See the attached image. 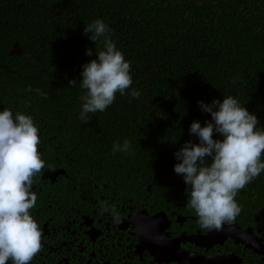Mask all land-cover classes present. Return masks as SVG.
Listing matches in <instances>:
<instances>
[{
	"label": "trees",
	"instance_id": "obj_1",
	"mask_svg": "<svg viewBox=\"0 0 264 264\" xmlns=\"http://www.w3.org/2000/svg\"><path fill=\"white\" fill-rule=\"evenodd\" d=\"M97 19L108 25V36L130 63L133 84L104 112L89 114L107 129V139L82 141L83 133H75L81 148L88 143L102 157L103 143L127 140L131 170L148 160L151 169L172 163L169 178L188 187L174 172L179 161L170 157L186 142L199 143L189 131L194 121L203 127L211 120L198 102L237 98L257 116V130H264V0H0V105L10 103L13 115H30L41 128L52 109L78 112L83 66L98 59L96 48L104 50V37L96 45L84 33ZM15 45L21 55L12 54ZM62 114L57 111L50 133L72 131L78 119H58ZM252 187H264V173L238 193L254 208Z\"/></svg>",
	"mask_w": 264,
	"mask_h": 264
},
{
	"label": "flooded vegetation",
	"instance_id": "obj_2",
	"mask_svg": "<svg viewBox=\"0 0 264 264\" xmlns=\"http://www.w3.org/2000/svg\"><path fill=\"white\" fill-rule=\"evenodd\" d=\"M9 104L0 105V111ZM69 108L49 111L42 128L35 123L45 168L32 189L38 197L32 214L43 231V250L32 264H264V187H252L254 208L237 195L241 213L234 224L221 231L202 229L187 207V187L169 178L172 163L151 169L148 160L134 171L130 154L113 152L110 143H103L102 157L95 156L93 146L81 148L74 134L82 132V141H103L107 129L100 128V120L82 123L80 110ZM57 111L63 113L58 119H78L64 136L49 132ZM104 202L116 207L118 225L110 213L101 214ZM161 236L164 241L155 242Z\"/></svg>",
	"mask_w": 264,
	"mask_h": 264
},
{
	"label": "clouds",
	"instance_id": "obj_3",
	"mask_svg": "<svg viewBox=\"0 0 264 264\" xmlns=\"http://www.w3.org/2000/svg\"><path fill=\"white\" fill-rule=\"evenodd\" d=\"M84 33L90 34L96 45L104 37V50L96 48L98 59L83 66L79 83L85 94L80 97L83 103L78 118L88 123L89 114L104 112L117 93L126 94L133 80L130 63L108 36L109 27L103 20L84 27ZM86 55L92 56V49ZM70 83L72 87L77 84L75 80ZM27 90L32 91L30 86ZM130 94L140 96L136 89ZM198 103L211 120L203 127L200 122L191 124L189 131L199 143L186 142L175 153L180 162L174 172L183 176L188 186L187 207L196 213L200 228L221 231L225 224H234L241 213L238 193L264 173V130H257V116L237 98L228 96L210 105ZM214 134L223 139H214ZM40 143L39 129L30 115L21 111L13 115L9 108L0 111V264H32L43 250V231L32 214L38 199L32 190L34 178L45 168ZM130 148L125 140L122 145L114 144L113 152L128 153ZM209 157L210 162L206 160ZM100 208L101 214H111L115 224L121 222L115 206L104 202ZM163 241L161 236L155 242Z\"/></svg>",
	"mask_w": 264,
	"mask_h": 264
},
{
	"label": "water",
	"instance_id": "obj_4",
	"mask_svg": "<svg viewBox=\"0 0 264 264\" xmlns=\"http://www.w3.org/2000/svg\"><path fill=\"white\" fill-rule=\"evenodd\" d=\"M23 53V50L20 49V47L18 45H15V47L13 48L12 54L13 55H21Z\"/></svg>",
	"mask_w": 264,
	"mask_h": 264
}]
</instances>
